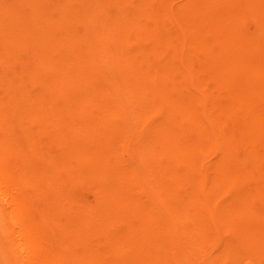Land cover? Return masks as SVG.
Returning a JSON list of instances; mask_svg holds the SVG:
<instances>
[{"label": "bare ground", "instance_id": "1", "mask_svg": "<svg viewBox=\"0 0 264 264\" xmlns=\"http://www.w3.org/2000/svg\"><path fill=\"white\" fill-rule=\"evenodd\" d=\"M0 264H264V0H0Z\"/></svg>", "mask_w": 264, "mask_h": 264}]
</instances>
